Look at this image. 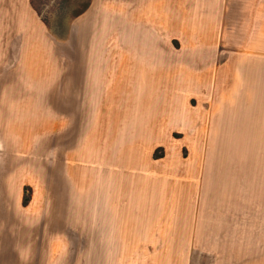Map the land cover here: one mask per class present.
Returning a JSON list of instances; mask_svg holds the SVG:
<instances>
[{
	"label": "rangeland",
	"instance_id": "obj_1",
	"mask_svg": "<svg viewBox=\"0 0 264 264\" xmlns=\"http://www.w3.org/2000/svg\"><path fill=\"white\" fill-rule=\"evenodd\" d=\"M202 4L217 3L0 0V264H264V0L200 26ZM129 67L141 79L122 100ZM160 68L149 85L176 98L177 128L141 153L167 154L175 180L157 195L176 208L118 240L77 179L99 111L129 107Z\"/></svg>",
	"mask_w": 264,
	"mask_h": 264
},
{
	"label": "crops",
	"instance_id": "obj_2",
	"mask_svg": "<svg viewBox=\"0 0 264 264\" xmlns=\"http://www.w3.org/2000/svg\"><path fill=\"white\" fill-rule=\"evenodd\" d=\"M207 1L208 3L211 2V0ZM212 1L217 4L211 6L209 4L205 8L202 4V8L193 14V17L197 19L195 22L198 21L197 24L200 26L207 22V24H210L209 21L211 20L217 25L225 24L229 0ZM191 68L193 67L191 66ZM161 70V68L159 70L147 69L146 72L143 70L146 74L143 81L146 84V89L140 99L137 98L136 102H131L130 98V103L128 101L124 102L129 104V107L123 104V108L115 109L109 105L108 108L99 111L103 118H101L102 124L92 131L93 137L89 149L90 168L92 170H90L89 178L85 171H81L80 178L77 179L84 191L85 188L95 189L96 198L91 197L92 200L89 198V201H99L104 204L101 209L97 208L96 223L102 222L100 218H110L109 222L106 221L107 228L104 232L120 234L118 240L119 238L124 239V234L154 231L152 227L158 223L157 218L166 215V212L172 207L176 208V205L173 204L172 206V199L169 196L157 195L156 186L159 183L170 187L175 180L174 167L166 163L167 154L161 157V160H155L151 151L150 154L147 150L141 153L143 145L154 149L157 145L155 133L161 135V131H165V139L161 143L168 145L169 138H172L173 129L177 128V124L174 125L173 123V126L171 123H168V126L165 124L172 112L178 114V109L172 108L174 106L172 103L176 102V98L170 96V90L164 93V97L159 98L157 88L161 93V86L156 88L149 85L154 72H163ZM126 72L128 75H125V81L121 84L122 100L123 95L126 96L124 89L130 87V92L133 94L131 90L134 89L135 82L141 79L138 69L129 67ZM159 74L157 77L160 80L161 74ZM145 91L148 93H145ZM115 99L116 96L113 94L112 101ZM133 106H136V108ZM155 106L158 107L155 108ZM159 107L161 111L157 113ZM153 108L156 110L151 112ZM165 118L166 121H164ZM184 120L183 130H193V118ZM116 121H118L117 124ZM117 134L121 137L127 136L126 138L129 139L116 138L114 141V136ZM118 147L119 150H117ZM115 153H118L117 157H115ZM162 160H165V162H162ZM157 173L159 175H156ZM174 173H177L176 170ZM159 192L161 193L160 189ZM192 201L190 199V202ZM125 238H127V235H125Z\"/></svg>",
	"mask_w": 264,
	"mask_h": 264
}]
</instances>
